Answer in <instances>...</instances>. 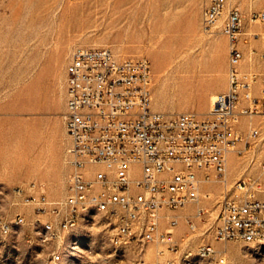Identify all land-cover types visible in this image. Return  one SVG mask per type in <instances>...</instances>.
<instances>
[{"label": "rangeland", "instance_id": "obj_1", "mask_svg": "<svg viewBox=\"0 0 264 264\" xmlns=\"http://www.w3.org/2000/svg\"><path fill=\"white\" fill-rule=\"evenodd\" d=\"M229 1L245 23L264 10V0ZM202 20L201 0H0V215L25 217L10 235H0V264H264V242L215 237L224 196L264 197V119L258 116L241 118L243 153L230 154L227 183L211 172L199 202L163 211L177 219L171 243L116 245L108 220L93 210L63 239L43 241V223L54 217L10 201L11 187L28 182L41 184L51 200L67 193L66 67L77 47L145 56L154 109L208 112L212 96L228 87L229 42L222 33H205ZM251 122L263 130L259 139L246 138ZM161 225L170 226L165 217ZM206 244L215 250L210 256L199 253Z\"/></svg>", "mask_w": 264, "mask_h": 264}, {"label": "built area", "instance_id": "obj_2", "mask_svg": "<svg viewBox=\"0 0 264 264\" xmlns=\"http://www.w3.org/2000/svg\"><path fill=\"white\" fill-rule=\"evenodd\" d=\"M201 3L203 31L222 33L229 42L228 87L206 113L154 109L152 65L145 56L119 58L106 46H80L72 52L64 113L67 193L51 200L41 184L28 182L11 187L9 194L12 204H32L39 214L54 217L43 223L51 225V234L39 232L43 241L63 239L66 230L79 226L81 209L98 204L119 245L171 243L177 219L163 211L199 202L202 182L212 173L227 181L230 154L243 153L241 118L264 119V10L253 11L245 23L229 0ZM257 24L259 29L252 26ZM262 133L250 125L246 138L256 140ZM260 183L264 193V178ZM163 217L170 225L166 229ZM218 217L217 239L264 240V197L224 196ZM24 221L20 213L11 220L0 215V235H10ZM214 251L206 244L199 253ZM52 255L59 259L58 248Z\"/></svg>", "mask_w": 264, "mask_h": 264}, {"label": "bare ground", "instance_id": "obj_3", "mask_svg": "<svg viewBox=\"0 0 264 264\" xmlns=\"http://www.w3.org/2000/svg\"><path fill=\"white\" fill-rule=\"evenodd\" d=\"M216 95L217 94H214L212 96V99H213L212 102L215 100ZM251 123L253 125V122H251ZM225 183H227V181ZM92 210L93 211H100L101 212V206L98 205V204H88V205H86L84 208L81 209V217H80V220L82 218H84ZM45 233L51 234V225L50 224H46V232ZM112 241H113L114 244L119 245V242L116 239H114L113 237H112ZM254 242H260L261 243V242H264V240H259V241H254ZM125 243H128V242H120V245L125 244ZM200 255L206 256L205 254H200ZM58 256L60 258V255L59 254H58Z\"/></svg>", "mask_w": 264, "mask_h": 264}, {"label": "crops", "instance_id": "obj_4", "mask_svg": "<svg viewBox=\"0 0 264 264\" xmlns=\"http://www.w3.org/2000/svg\"><path fill=\"white\" fill-rule=\"evenodd\" d=\"M212 96V95H211ZM211 101H212V99H211Z\"/></svg>", "mask_w": 264, "mask_h": 264}]
</instances>
